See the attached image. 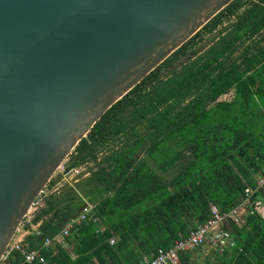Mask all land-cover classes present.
I'll use <instances>...</instances> for the list:
<instances>
[{
    "label": "trees",
    "instance_id": "obj_1",
    "mask_svg": "<svg viewBox=\"0 0 264 264\" xmlns=\"http://www.w3.org/2000/svg\"><path fill=\"white\" fill-rule=\"evenodd\" d=\"M232 19L202 52L194 50L201 39L146 76L72 151L65 172L94 167L80 185L82 203L73 187L44 197L30 221L39 234L24 242L39 249L83 198L91 219L64 238L72 255L55 244L41 250L44 264H144L205 223L210 205L227 213L256 187L264 175V0ZM228 227L234 241L216 264H264V220L248 210L241 226ZM10 264L24 263L14 253Z\"/></svg>",
    "mask_w": 264,
    "mask_h": 264
},
{
    "label": "water",
    "instance_id": "obj_2",
    "mask_svg": "<svg viewBox=\"0 0 264 264\" xmlns=\"http://www.w3.org/2000/svg\"><path fill=\"white\" fill-rule=\"evenodd\" d=\"M257 1L0 0V260L106 111Z\"/></svg>",
    "mask_w": 264,
    "mask_h": 264
},
{
    "label": "built area",
    "instance_id": "obj_3",
    "mask_svg": "<svg viewBox=\"0 0 264 264\" xmlns=\"http://www.w3.org/2000/svg\"><path fill=\"white\" fill-rule=\"evenodd\" d=\"M72 170L76 172L75 174L79 173L77 168ZM46 190L47 188L43 189L36 198L26 217H28L29 214L34 215L41 207H39V205ZM255 193H260V195L264 196V175L258 176L257 184L254 189L245 190V199L242 204L227 213L222 212L215 205H210L209 218L205 223L192 228L185 238L175 241L174 245L166 251H158L155 257L151 260H145L144 264H180V257L182 255H186L194 249L203 247H208L211 251L222 254L234 241V235L231 233V230L228 227L229 225L234 224L236 226H241L244 223V217L248 210H250L251 213L258 214L264 220V202L261 199L253 200ZM92 210L93 205L85 203L78 216L67 221L55 237L44 238L42 246L39 249H29L24 242L27 235L23 233L17 236V234L20 233V230L18 229L16 235L2 256L0 264H10V258L14 253L20 255L24 264H44L45 259L41 254V250L49 248L55 241L60 244L61 241L69 235L75 225L91 219ZM24 221H26L27 224H30L31 219H26ZM102 230L103 229H101V231ZM33 232L38 235V227ZM114 243V237L109 239L110 245H113Z\"/></svg>",
    "mask_w": 264,
    "mask_h": 264
},
{
    "label": "rangeland",
    "instance_id": "obj_4",
    "mask_svg": "<svg viewBox=\"0 0 264 264\" xmlns=\"http://www.w3.org/2000/svg\"><path fill=\"white\" fill-rule=\"evenodd\" d=\"M227 25H228V21L226 23H224L223 25H221L220 27H218V29H216L214 32L209 33L207 36L202 38V40L195 47L194 50L197 51L198 53L205 50L223 32L224 27H226ZM184 61H186V59H183V62ZM232 96H233V91L229 92L227 95L222 96L220 98V100H223V101L227 100L228 101L232 98ZM111 148L112 147L110 145L105 147L103 149V151L101 153H99L98 157L100 158V157L108 154L112 150ZM66 161L63 163L64 166L62 165L61 167H59L58 170L56 171V173L53 175L52 180L54 181V185L52 186V188H47V186H46L47 190L42 197V201H41L39 207L40 206L42 207L44 205V203H43L44 197H46L47 195H49L52 192H55V193L61 192L68 187H73L75 190H78V192H77L78 198L76 199V202H79L80 204L82 203V198H80L81 197V191L79 190L80 185L82 182H84L85 179H87L89 177L90 169H92V170L94 169L93 164H92L93 162L85 164L83 167H80V168L78 167L77 169H78L79 173L75 174L76 172H74V170H71L69 172H65ZM83 201L85 203H88V202H86V200H84V198H83ZM79 212H80V210L77 212L75 217L78 216ZM32 217H33V215L29 214L28 217H26L25 219H32ZM19 230H20V233L17 234V236L23 234L27 230L32 232L31 231L32 227H31V225L27 224L26 221H23L19 227ZM115 240H116V238H115ZM55 244H59V243L55 241L53 244H51L50 247H53ZM59 245H61V247L63 249H65L69 254L72 255L71 247L68 246L64 240L61 241V243ZM196 254L198 255L199 259L197 261H194V259L192 258L191 264H205L207 259H208V261L213 262V264H216L215 259L218 257V254L214 253L213 251H210L207 254H205L204 252H201V251H197ZM205 255H207V256H205ZM213 257H214V260H211V258H213Z\"/></svg>",
    "mask_w": 264,
    "mask_h": 264
},
{
    "label": "crops",
    "instance_id": "obj_5",
    "mask_svg": "<svg viewBox=\"0 0 264 264\" xmlns=\"http://www.w3.org/2000/svg\"><path fill=\"white\" fill-rule=\"evenodd\" d=\"M31 227H32V232L33 231H35L36 229H37V227H38V224L37 225H31ZM29 232L30 231H25L24 233H25V235H28L29 234ZM197 251H201V252H204L205 254H207L208 252H210L211 250L208 248V247H203V248H198V249H194V250H192V251H190L188 254H186V255H184L185 257H186V263L185 264H191L192 262V258L194 259V261H197L199 258H198V255L196 254L197 253ZM215 253V252H214ZM216 254H218V253H216ZM197 255V256H196ZM220 254H218V256H219ZM205 256H207V255H205ZM211 260H214V257L213 258H211ZM216 260V263H217V260H218V257L215 259ZM207 261H208V259H207ZM206 261V262H207ZM206 262H205V264H206ZM208 262H210V261H208ZM210 263H212L213 264V262H210Z\"/></svg>",
    "mask_w": 264,
    "mask_h": 264
}]
</instances>
